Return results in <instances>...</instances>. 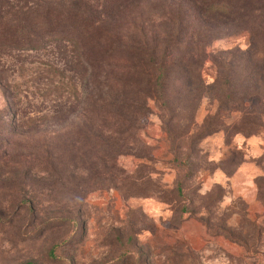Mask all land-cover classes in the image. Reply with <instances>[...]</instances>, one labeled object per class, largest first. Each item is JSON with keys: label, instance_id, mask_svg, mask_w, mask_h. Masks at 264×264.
<instances>
[{"label": "rangeland", "instance_id": "374dc122", "mask_svg": "<svg viewBox=\"0 0 264 264\" xmlns=\"http://www.w3.org/2000/svg\"><path fill=\"white\" fill-rule=\"evenodd\" d=\"M203 1L0 47V264H264V0Z\"/></svg>", "mask_w": 264, "mask_h": 264}, {"label": "trees", "instance_id": "16d2710c", "mask_svg": "<svg viewBox=\"0 0 264 264\" xmlns=\"http://www.w3.org/2000/svg\"><path fill=\"white\" fill-rule=\"evenodd\" d=\"M95 0H0V47L37 45L43 34L54 28H69L72 38L80 41V53L85 38L93 28L105 5ZM222 0H204L212 12L223 14ZM227 16V15H226ZM68 29V30H69Z\"/></svg>", "mask_w": 264, "mask_h": 264}]
</instances>
